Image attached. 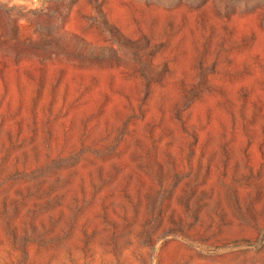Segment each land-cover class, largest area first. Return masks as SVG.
Segmentation results:
<instances>
[{"label":"rangeland","instance_id":"374dc122","mask_svg":"<svg viewBox=\"0 0 264 264\" xmlns=\"http://www.w3.org/2000/svg\"><path fill=\"white\" fill-rule=\"evenodd\" d=\"M260 30L264 0H0V264H264V102L224 90L264 91Z\"/></svg>","mask_w":264,"mask_h":264},{"label":"bare ground","instance_id":"6f19581e","mask_svg":"<svg viewBox=\"0 0 264 264\" xmlns=\"http://www.w3.org/2000/svg\"><path fill=\"white\" fill-rule=\"evenodd\" d=\"M210 6V5H209ZM212 8V7H211ZM205 12L207 14H209V20H211V24L213 26H215L217 28V30L219 31V24L222 23L220 22V20L218 21V19L215 17L214 13L211 11V9L209 7L205 8L204 9ZM185 12V11H184ZM182 13V12H181ZM186 13V12H185ZM188 13V12H187ZM184 15V13H183ZM163 16V15H162ZM186 17V16H185ZM165 18V17H164ZM188 25L186 26V28L183 30L182 34L178 37L177 40H175L174 43H177L180 39H183L182 41V45H181V52L182 55H180V58H179V62L177 63V65H172L175 69H177L179 72L182 71L183 73H185L186 75L190 76L193 72H192V67H193V64L194 62L196 61L195 58H196V51H195V48L200 45V42H201V32L199 30V27L197 26V17L194 13H189L188 16ZM179 21V20H178ZM187 21V20H186ZM220 22V23H219ZM187 24V23H186ZM210 24V25H211ZM131 27V26H130ZM223 29V28H222ZM205 31V30H204ZM203 32V31H202ZM205 33V32H203ZM202 33V34H203ZM204 35V34H203ZM214 37V36H213ZM215 38H218L217 36ZM213 38V39H215ZM213 42V45L215 44L216 45V40H212ZM218 41V40H217ZM176 45V44H175ZM214 48V46H213ZM179 50V48H178ZM170 51V50H169ZM247 52V50H246ZM167 53V52H166ZM179 54V53H178ZM247 54V58L249 59L248 61L250 60H253L255 57H256V54H259L260 55V58L261 60L264 59V31H258L257 34H256V37H255V41L253 42V45H252V48L251 50H249ZM178 56V55H177ZM258 56V55H257ZM211 58V57H210ZM173 58H171L172 60ZM209 59V57H208ZM178 61V60H177ZM173 64V63H172ZM225 66V65H224ZM175 71V70H174ZM258 71V70H257ZM95 72V71H94ZM104 72V71H103ZM102 72V73H103ZM254 72V71H253ZM96 73V72H95ZM121 73V72H120ZM123 73V72H122ZM174 73V72H173ZM181 73V72H180ZM255 73V72H254ZM258 73V72H256ZM99 74V73H98ZM178 74V73H177ZM182 74V73H181ZM252 74V73H251ZM101 75V73H100ZM120 76H123V75H120ZM118 76V77H120ZM174 76V75H173ZM125 77V76H124ZM193 77V76H192ZM104 78V76L102 77ZM122 78V77H121ZM120 78V79H121ZM129 78H132V77H129ZM134 78V77H133ZM174 78H178V77H174ZM259 78V77H258ZM135 79V78H134ZM237 79V78H236ZM123 80V79H121ZM176 80V79H175ZM179 80V79H178ZM187 80V79H186ZM120 81V80H118ZM128 82V81H127ZM127 86L128 88H132L134 89L137 85H138V82L137 81H131L128 82ZM140 82V81H139ZM123 83V82H122ZM123 87H124V84H122ZM157 85V84H156ZM222 85V84H221ZM247 85H250L253 87V92H254V98L255 99H259V100H262L264 102V91L261 87V85L258 84V81H257V78L256 76H254L253 78L251 77L250 79L247 77L245 79H238L234 82H230L228 84H226V86L224 87V90H225V93L227 95V100L230 101V102H236L237 98H238V94H239V91L241 90V88H245V86ZM126 86V87H127ZM170 87V86H169ZM165 88V87H164ZM164 88H160V87H157L154 91H153V100H152V103L153 101H156L162 97H164L166 99V108H169L173 105L174 101L177 99V92L174 90V89H164ZM173 88V87H172ZM131 89V90H132ZM130 92V90L128 91ZM215 93V92H214ZM252 96V95H251ZM206 98L203 100V101H197L195 102L192 106H191V113L194 115V117H198V116H203L206 112H209L211 113V115L213 116V127H217L218 124H219V121L218 119L221 117L220 113L223 111V109L219 108L218 106V103L216 101V99L214 98L215 96H205ZM221 97V96H220ZM220 97H218L220 100ZM253 97V96H252ZM251 97V98H252ZM196 99V98H195ZM223 99V98H222ZM221 99V100H222ZM253 99V98H252ZM254 99V100H255ZM122 100V99H121ZM133 100V99H132ZM150 101V99H149ZM163 101V100H162ZM180 102V101H179ZM133 103V102H132ZM117 107H118V110L122 111L123 110V107H124V103L119 101V103H117ZM155 104V102H154ZM136 105V103L134 104V106ZM153 105V104H152ZM160 105V104H159ZM175 105V104H174ZM154 106V105H153ZM249 106V105H248ZM261 106V104H260ZM259 107V106H258ZM147 108V107H146ZM153 108V107H151ZM264 108V107H263ZM249 109V108H248ZM259 109V108H258ZM157 110V109H156ZM155 110V111H156ZM238 110V109H237ZM147 111V110H146ZM172 111V110H171ZM118 113V112H117ZM151 113V112H150ZM154 113V112H153ZM190 113V112H189ZM260 113V112H259ZM122 114V113H121ZM155 114V113H154ZM223 114V113H222ZM224 115V114H223ZM222 115V116H223ZM238 115V114H237ZM122 116V115H121ZM193 117V116H192ZM229 117V116H228ZM227 117V118H228ZM155 120V119H154ZM168 120V119H167ZM238 120V119H237ZM259 120V119H258ZM166 121V120H165ZM196 121V120H195ZM262 121V120H261ZM264 121V120H263ZM168 122V121H167ZM225 122V121H224ZM142 123V122H141ZM202 123V122H201ZM221 124H225L227 123V121L225 123H222L220 122ZM228 124V123H227ZM174 124L169 123V126L170 127H174L173 126ZM196 125V124H194ZM212 125V123H211ZM208 126V125H207ZM220 126V125H219ZM258 127V126H257ZM168 128V127H167ZM212 128V126H211ZM210 129V128H209ZM216 129V128H215ZM172 130V129H171ZM176 130V129H175ZM174 130V131H175ZM206 131V130H205ZM209 131V130H208ZM214 131V130H213ZM199 132V131H198ZM203 132V131H202ZM215 132V131H214ZM213 132V134H214ZM217 133V131H216ZM207 134V133H206ZM218 134V133H217ZM205 135V133H204ZM215 136V135H214ZM216 136H219L216 135ZM215 136V137H216ZM228 136V135H227ZM202 138H204L202 136ZM202 138H199L201 141H202ZM240 137L238 136L237 139H239ZM135 140V139H134ZM241 140V139H240ZM129 141V140H128ZM218 141V140H217ZM180 142V141H179ZM213 142V141H212ZM211 142V143H212ZM128 144V143H127ZM202 144V143H201ZM234 144V143H233ZM129 145V144H128ZM200 145V144H199ZM215 145V144H214ZM237 146V145H236ZM126 147V146H125ZM212 147H210L211 149ZM237 148V147H236ZM212 151V149H211ZM218 151V149H217ZM126 157V156H125ZM133 164V163H131ZM134 168H135V164L132 165ZM91 170V169H90ZM89 170V171H90ZM216 192V191H215ZM222 194L221 191L218 189L217 192H216V195H220ZM215 196V194H214ZM216 198V196H215ZM220 198V197H219Z\"/></svg>","mask_w":264,"mask_h":264}]
</instances>
